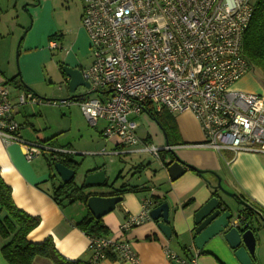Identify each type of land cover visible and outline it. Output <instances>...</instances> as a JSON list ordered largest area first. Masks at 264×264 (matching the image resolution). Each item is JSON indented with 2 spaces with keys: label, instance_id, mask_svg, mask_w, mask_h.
Listing matches in <instances>:
<instances>
[{
  "label": "built area",
  "instance_id": "1",
  "mask_svg": "<svg viewBox=\"0 0 264 264\" xmlns=\"http://www.w3.org/2000/svg\"><path fill=\"white\" fill-rule=\"evenodd\" d=\"M80 1V23L92 62L81 70L89 85L87 94L72 102L89 126L101 121L104 138L159 159L162 150L137 137L133 117L145 108L170 115L188 111L205 138L198 147L264 154V95L231 89L250 71L242 49L251 0ZM23 90L17 97L19 106L40 103ZM12 109L9 88L0 82V138L21 145L27 161L44 151L66 153L24 141ZM153 206L151 199L144 200L141 211L129 215L119 230L128 232L150 221ZM88 238L91 264L111 256L137 264L128 242ZM192 250L194 246L188 252ZM163 252L173 264H198L197 252L186 257L168 247Z\"/></svg>",
  "mask_w": 264,
  "mask_h": 264
},
{
  "label": "crops",
  "instance_id": "2",
  "mask_svg": "<svg viewBox=\"0 0 264 264\" xmlns=\"http://www.w3.org/2000/svg\"><path fill=\"white\" fill-rule=\"evenodd\" d=\"M35 1L37 5L40 4L39 0ZM45 1L47 2V0ZM32 3L35 4V2ZM81 15L82 4L78 16L79 23ZM80 32L81 29L79 28V32L74 38L73 49L76 47L77 49L83 48L85 53L89 52L90 60L88 64L83 66L64 59L62 65L84 70L90 66L92 55L87 34L82 33L80 35ZM46 40L47 48L50 50L59 49V44L64 40V36L55 32L48 36ZM19 49L20 45L17 46V50ZM3 61H5L3 54H0V82L6 84L13 80V82H10L11 84L8 83L6 85L8 88H13L16 92L17 90H23L17 88L19 85L28 90L25 85L30 86L33 84V81L27 78L29 77V70L36 73L40 72L38 65L32 66L29 69L25 66L24 62L21 72H19V70H16L13 58L11 61L7 58L6 64ZM60 69L61 67L59 66L60 77L66 82ZM20 73H22L21 77ZM42 79L40 77L39 81ZM238 82V88L242 92L264 95V88L261 84L255 83L249 73ZM86 94L87 91L83 95ZM17 97L18 92L12 97L9 89V99L13 106L12 117L15 121L14 115L19 114L21 110V106L17 104ZM71 99L73 97L68 100ZM61 104L70 106L66 100H62ZM170 116L173 119L174 132L169 137V140L159 125L144 112L133 117L134 121L139 118L147 129L143 137L138 136L136 129V135L142 142L153 145L163 151L164 148L169 146L170 141L171 145H173L171 146L172 151L165 150L166 152L160 153V157L156 159L157 163L155 165L147 163L133 168L135 173L143 171L146 182L134 185L126 184L131 187H137L139 192L124 193L121 203L116 206L118 210L115 211V209L101 218L102 224L108 233L104 237L119 242H128L136 255L137 264H173L166 259L163 252L164 247H168L179 257H186L197 252L199 255L198 264H239L234 257L233 251L221 237L210 240L199 251L195 249L188 252L194 246V213L212 197L213 188L217 184L216 176L219 177L220 184L226 191L240 195L249 203L258 205L264 210V154L242 151L232 153L226 150L217 153L211 149L198 147L197 145L203 143L205 138L193 115L186 111ZM25 124L27 126L31 125L28 122ZM103 128L99 131V135H101ZM31 129L34 133L28 130L19 132L20 137L24 141L32 142L34 140V143L52 146L50 139L58 136L53 134L54 136L51 138L41 139L40 133H37L38 131H35L36 129L32 125ZM100 137L103 136L101 135ZM104 139L112 145L110 149L112 154H145L138 152L134 148L123 147L118 139ZM52 148L65 151L74 160L73 156L75 153H72L74 150L69 145L64 148ZM173 154L180 161L203 172V174L198 175L186 169L181 177L175 181H170L165 163L172 160ZM41 155L44 157L46 165V158L43 154ZM163 157L164 159H162ZM35 160L27 161L24 158L23 148L18 143L0 138V179L11 189V199L15 207L39 220L38 226L27 235V240L31 243H39L44 239L50 238L56 251L63 259L72 263L91 264V252L88 249L89 238L76 226L82 217L86 215L85 208L79 203H74L64 208L56 204L52 197V185L49 173L42 171L40 164L38 165V162ZM128 171H132V168L130 167ZM211 173H214L215 176ZM79 184L80 181L78 182ZM89 191L87 190L86 192ZM96 192L109 193L110 190L107 189L105 192L98 190ZM221 198L233 205V202L228 197L221 195ZM146 199H151L154 202L153 208L161 203H167L168 223L172 231L169 239L161 234L156 226V222L153 221L144 222L128 232L122 233L119 230L120 225L129 215H137L141 211V204ZM4 216L5 213L0 208V219ZM249 220H251L253 226H257L258 228L257 244L252 264H264V223L256 219L255 216H252ZM5 243L6 241L0 237V249ZM0 264H7L1 253ZM31 264L55 263L49 259L37 257ZM97 264L131 263L111 256Z\"/></svg>",
  "mask_w": 264,
  "mask_h": 264
},
{
  "label": "rangeland",
  "instance_id": "3",
  "mask_svg": "<svg viewBox=\"0 0 264 264\" xmlns=\"http://www.w3.org/2000/svg\"><path fill=\"white\" fill-rule=\"evenodd\" d=\"M32 2H35L32 3ZM37 5L35 0H0V54H3L4 63L13 58L16 70L21 72L23 63L31 69L38 65L40 72H31L29 70L30 81L33 84L28 86V92L35 94L36 99L40 100L37 104H26L21 106L19 114L14 115L16 122L20 125L19 132L32 131L31 125L40 133L42 138H51L52 147L70 146L74 151L72 153L77 166V174L74 182H81L79 178L87 170L101 169L105 172L108 184H113L114 188H119L122 184L134 185L145 183V174L143 171L135 173L133 168L140 164L155 165L157 160L148 153L140 155H115L110 149L111 144L103 137H100L99 131L103 128V122L99 121L96 128L88 125L79 109L72 101L71 97L83 95L86 89L78 87L74 93H70L67 83L60 77L59 66L64 59L76 62L79 65L86 66L90 60L89 52L85 53L83 48L73 49L74 38L81 29L80 35L85 34L81 23L78 22V16L81 9L79 0H39ZM37 5V7H35ZM35 7V8H34ZM20 28H22L20 30ZM60 33L64 40L59 44V49L50 50L47 48L46 38L53 33ZM20 49L17 50V46ZM9 56V57H6ZM6 64V63H5ZM254 79V82L261 84L264 88V76L256 71L248 72ZM22 73H20L21 77ZM43 78L39 81V78ZM239 82L235 83L231 89L241 91L238 88ZM11 96L15 94H24V90L17 92L9 87ZM91 98L97 97L91 94ZM66 100L70 106L61 104ZM55 103V104H54ZM31 125H26L25 123ZM137 125V134L139 137L145 136L147 129L138 118L135 119ZM32 133H34L32 131ZM28 142V141H27ZM28 142L35 145H45L40 143ZM44 146V147H46ZM62 151L60 149H53ZM65 152V151H63ZM50 152L44 151L43 155L49 157ZM40 164L42 171L49 173L45 165L44 157L38 156L36 160ZM34 161V162H35ZM132 171H128L129 168ZM55 183H58L57 180ZM94 190V189H93ZM96 191L105 192V188H96ZM66 207V206H65ZM118 207H116V210Z\"/></svg>",
  "mask_w": 264,
  "mask_h": 264
},
{
  "label": "trees",
  "instance_id": "4",
  "mask_svg": "<svg viewBox=\"0 0 264 264\" xmlns=\"http://www.w3.org/2000/svg\"><path fill=\"white\" fill-rule=\"evenodd\" d=\"M251 8V19L243 34L242 51L243 56L249 64L250 70L256 71L264 76V0H251ZM10 82H13V80ZM10 82L6 84H11ZM17 88L25 89L21 85ZM144 113L159 125L169 140V137L174 132L173 119L170 114L165 111L156 112L151 108H145ZM171 146L173 145H171L169 141L168 147ZM162 152L166 151L163 150L160 153L162 154ZM45 158L49 170V179L52 185V197L55 203L62 208L74 203H79L85 208L86 200L91 194H88L83 187L79 186L74 181H70L68 184H62L54 176L53 172V165L56 162H60L70 169H76L78 163L72 159L71 155L60 152L50 153L49 157ZM189 170L198 175H202L200 172H196L191 168H189ZM56 180L58 183H55ZM108 189L110 190L109 195L122 196L127 192H139L137 187H131L126 184H122L117 189L113 187V184H110ZM235 197L249 204L253 211L261 215L264 219V210L261 207L249 203L240 195H235ZM0 208L1 211L5 213V216L0 219V237L6 241L0 249V253L7 264H31L37 257L49 259L55 264H79L63 259L56 251L50 238L44 239L39 243H31L27 240V235L38 226L39 220L15 207L11 199V189L6 186L1 179ZM85 210L86 215L82 217L76 226L88 237L106 236L108 234L107 229L102 224L101 219H94L86 208ZM253 211L244 209L243 216H256Z\"/></svg>",
  "mask_w": 264,
  "mask_h": 264
},
{
  "label": "water",
  "instance_id": "5",
  "mask_svg": "<svg viewBox=\"0 0 264 264\" xmlns=\"http://www.w3.org/2000/svg\"><path fill=\"white\" fill-rule=\"evenodd\" d=\"M60 70L70 93H74L78 87L89 88L87 82L82 78L81 69L63 66ZM169 151L172 150L169 149ZM165 166L170 181L177 180L189 168L203 174V172L180 161L174 154L172 160L166 162ZM53 172L62 184H68L70 181H74L77 168L70 169L60 162H56L53 165ZM211 174L215 176L214 173ZM216 179L217 184L213 188L214 195L194 213L193 245L199 251L210 240L221 237L233 251L239 264H252L257 244L258 228L253 226L251 220H249L252 217L249 215L243 216V210L253 211V209L245 201L237 199L235 194L226 191L221 186L218 176H216ZM109 185L103 170L94 169L82 173L79 186L86 191L90 190L87 192L91 195L86 200L85 208L94 219H101L113 212L122 201L120 195H109V193H97L95 191L96 188L108 189ZM221 195L228 197L233 205L223 200ZM253 212L256 214V219L264 223L261 215L255 211ZM149 217L150 221L156 222L161 234L169 239L172 231L168 223L167 203H161L152 208Z\"/></svg>",
  "mask_w": 264,
  "mask_h": 264
}]
</instances>
